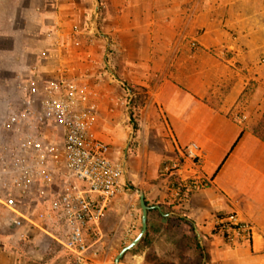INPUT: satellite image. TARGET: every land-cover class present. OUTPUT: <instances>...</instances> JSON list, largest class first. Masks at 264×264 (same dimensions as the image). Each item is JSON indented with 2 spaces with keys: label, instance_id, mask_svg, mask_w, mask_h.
I'll return each instance as SVG.
<instances>
[{
  "label": "crops",
  "instance_id": "obj_1",
  "mask_svg": "<svg viewBox=\"0 0 264 264\" xmlns=\"http://www.w3.org/2000/svg\"><path fill=\"white\" fill-rule=\"evenodd\" d=\"M11 1L19 14L22 0ZM57 27L46 37L62 48L65 39L58 33L63 29ZM100 34L110 49L106 64L111 73L110 78L99 75L98 134L105 141L123 142L132 129L125 99L132 95L125 83L141 86L149 95L140 110L144 122L165 139L149 178H158L178 148L196 142L204 150V171L212 182L183 203L166 180L144 181L141 191L130 185L110 205L87 264H111L110 254L100 253L103 236L112 237L111 248H124L132 241L127 243L129 236L139 234L141 194L150 206L152 245L127 252L120 264H152L148 251L170 264L188 260L189 252L179 242L193 234L183 219L193 222L206 248L204 264H264V139L255 133L264 119V0H108ZM26 69L21 66L17 76ZM192 172L186 161L183 174ZM232 213L254 224L251 241L236 248L214 233L216 219ZM165 238L180 252L176 262L158 243ZM190 251L198 264V255Z\"/></svg>",
  "mask_w": 264,
  "mask_h": 264
},
{
  "label": "built area",
  "instance_id": "obj_2",
  "mask_svg": "<svg viewBox=\"0 0 264 264\" xmlns=\"http://www.w3.org/2000/svg\"><path fill=\"white\" fill-rule=\"evenodd\" d=\"M56 26L62 29L59 22ZM73 39L80 45L76 33ZM17 89L16 104L7 107L0 120V204L14 225L46 232L78 264H87L91 242L100 237L110 205L126 189V164L112 156L111 144L96 130L94 92L67 69L43 86L18 75ZM186 161L193 172L185 175ZM204 163L198 143L178 148L165 167L176 200L186 202L192 193L210 186ZM54 221L63 226V236L43 226ZM214 233L236 248L251 241L254 224L232 213L216 219Z\"/></svg>",
  "mask_w": 264,
  "mask_h": 264
},
{
  "label": "rangeland",
  "instance_id": "obj_3",
  "mask_svg": "<svg viewBox=\"0 0 264 264\" xmlns=\"http://www.w3.org/2000/svg\"><path fill=\"white\" fill-rule=\"evenodd\" d=\"M14 4L11 0H0V120L7 112V107L15 105L19 98L17 71L21 66L27 67L23 77L28 81L36 80L39 86H43L65 68L72 77L89 85L97 103L99 75L106 73L110 78L111 73L109 65L106 64L110 49L106 39L100 34L103 18L108 11V0H22L23 10L20 9L19 14L12 8ZM58 9L61 10L60 13ZM57 14L60 15L62 37L65 39L62 48L52 44L46 37V31H51L56 24ZM75 33L80 45L75 44ZM125 99L130 110L129 98ZM142 108L136 109L132 117L128 114V123L132 129L130 133L122 136V143H115L113 139L106 141L111 144L112 153H116L115 156H119V160L126 164L125 187L128 191L130 185L141 191L144 181L151 184L166 180L168 187L171 178L165 172V165L158 178H149L155 171L154 163L165 139L162 140L164 136L160 130L146 126L140 112ZM43 226L56 236L61 237L64 234L60 222H45ZM136 234L129 236L127 243ZM102 240L106 244L100 249V253H109L111 264H114L115 256L122 246L111 248L113 241L109 236H103ZM158 243L170 261L178 260L180 252L176 253L166 238L158 240ZM187 251L188 260L181 264L195 262L194 257H190L191 251ZM0 264L78 262L69 250L46 232L28 226L16 227L11 222L9 212L0 206Z\"/></svg>",
  "mask_w": 264,
  "mask_h": 264
},
{
  "label": "trees",
  "instance_id": "obj_4",
  "mask_svg": "<svg viewBox=\"0 0 264 264\" xmlns=\"http://www.w3.org/2000/svg\"><path fill=\"white\" fill-rule=\"evenodd\" d=\"M125 88L132 95L129 98V102H130L129 116L132 117L136 109L142 108L146 104V102L149 100V95L147 93V89L141 86H132V85H128L127 83H125ZM255 133L260 138L264 139V119L256 127ZM183 221L190 227V231L193 235L184 236V238L180 240L179 246L182 245L183 248L187 250H193L198 255V264H204V259L206 258V262L209 259L208 254L206 252V248L201 244L200 240L198 239V236L194 230L193 222L185 220V219H183ZM151 245H152V237H151V232H150V227H149L147 236L142 239V241L137 246V248L134 250V252L142 251L146 249L147 247H150ZM147 260L151 262L152 264H170L158 258V256L156 255L154 251H148Z\"/></svg>",
  "mask_w": 264,
  "mask_h": 264
},
{
  "label": "water",
  "instance_id": "obj_5",
  "mask_svg": "<svg viewBox=\"0 0 264 264\" xmlns=\"http://www.w3.org/2000/svg\"><path fill=\"white\" fill-rule=\"evenodd\" d=\"M140 205L142 208V228L139 232V234L122 250L119 252V254L116 256L115 263L114 264H120L121 260L125 256V254L133 249H135L139 243L142 241V239L146 236L148 232V213L150 210V206L147 204L145 195H140ZM198 233V231H197Z\"/></svg>",
  "mask_w": 264,
  "mask_h": 264
}]
</instances>
